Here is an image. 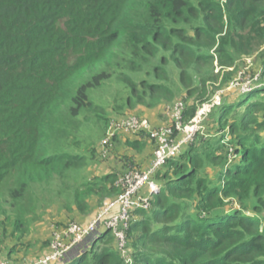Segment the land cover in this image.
<instances>
[{"label": "trees", "instance_id": "trees-1", "mask_svg": "<svg viewBox=\"0 0 264 264\" xmlns=\"http://www.w3.org/2000/svg\"><path fill=\"white\" fill-rule=\"evenodd\" d=\"M259 52L264 0H0V211L10 203L23 213L12 236L23 237L38 187L87 168L89 135L108 127L104 94L114 86L131 110L179 96L202 102L216 67ZM196 112L193 103L183 116ZM211 116L210 133L154 176L152 209L134 212L132 264H264V84ZM124 174L75 188L77 209L118 196ZM90 243L60 264H128L111 231Z\"/></svg>", "mask_w": 264, "mask_h": 264}, {"label": "rangeland", "instance_id": "rangeland-1", "mask_svg": "<svg viewBox=\"0 0 264 264\" xmlns=\"http://www.w3.org/2000/svg\"><path fill=\"white\" fill-rule=\"evenodd\" d=\"M262 56L259 52L250 57H243L232 68H227L226 70H221V68L216 67L215 73L219 74V77L217 81L208 83L209 93L202 102L198 100H184L185 96L183 94L181 96L184 97L179 96L169 106L161 104L153 109L137 107L131 110L124 107L120 98L117 96L118 94L115 93L117 89L114 86L112 90L104 94L108 100V106L106 107L107 117L109 118L108 127L103 130L104 124L99 125L93 134L89 135L90 143L93 144L94 148V154L91 151L92 149L86 153L90 161L89 165L82 172L72 174L69 180L64 183H52L51 186L37 188L35 197L32 196V207L28 209L29 212L25 218L27 220V227L23 230L24 235L20 239L18 238L20 234H16L13 237L12 232L14 230L13 224L15 220L21 218L23 213H21L19 208H12L10 203H5L2 206L3 208L0 211L1 255L11 263L30 262L43 256L49 251V242L51 243L54 238L55 231L64 230L72 222L87 223L106 202L105 200L100 205L99 198L95 197L89 202L90 211L88 213H82L77 209L73 201L75 188L82 186L88 180L102 177L108 173L115 172L121 175L134 168L143 169L147 162L151 163L157 149V144L148 135L149 132L143 135L140 132L132 134L116 129V141L113 142L110 152L105 153L103 142L107 138L108 132L115 129L113 125L116 122L123 118L136 116L147 119L152 128L160 129L173 124V109L175 104L182 103L185 108V114L194 103L197 107L196 114L199 113L201 117L203 114H207L206 119L198 123L199 126L202 125L200 133L198 134L202 136L210 133V129L213 128L211 114L215 106L219 105L223 100L234 101L242 94L264 84V82H261L262 67L264 64V58ZM216 65L217 63H215ZM231 72L234 75L229 82L224 84L225 78ZM204 110H206V113H203ZM195 115L191 119L190 117L185 119V116H183L185 127H189L193 123L192 120L195 118ZM129 141L139 142V148L135 149L127 145ZM230 152V156L234 158L233 152ZM156 197H152L153 202H156ZM231 206L240 208L236 203L231 204ZM249 214L254 216L252 213ZM21 242L23 244H20ZM91 246L92 244L90 242H86L81 246V249H89ZM10 250L14 251L11 255L8 254ZM71 253L69 254V259L66 261L73 258Z\"/></svg>", "mask_w": 264, "mask_h": 264}, {"label": "built area", "instance_id": "built-area-1", "mask_svg": "<svg viewBox=\"0 0 264 264\" xmlns=\"http://www.w3.org/2000/svg\"><path fill=\"white\" fill-rule=\"evenodd\" d=\"M184 105L177 103L174 106V122L172 125L160 129L152 128L147 119L136 116L123 118L116 122L114 130L108 132V136L103 142L105 153L112 147V140L115 137L116 129L127 133L149 132L157 144L154 159L151 164L144 169L134 168L125 172L119 179L118 187L120 193L112 199H107L104 206L85 224L72 222L61 231L54 232L49 247V251L36 260L25 263H11L0 253V264H59L74 251H81V246L86 242L96 239L103 231H111L114 235L118 249L128 264L132 260L128 256L126 232L130 222L134 219V212L137 210L149 211L153 207L152 197L160 192V185L153 178L156 173L173 158H177L184 148L193 142L196 135L200 133L202 125H198L206 119V115L201 117L199 113L192 120L189 127H185L183 122ZM203 113H206L204 110ZM144 188L148 189V194H142Z\"/></svg>", "mask_w": 264, "mask_h": 264}, {"label": "crops", "instance_id": "crops-1", "mask_svg": "<svg viewBox=\"0 0 264 264\" xmlns=\"http://www.w3.org/2000/svg\"><path fill=\"white\" fill-rule=\"evenodd\" d=\"M155 127V126H154ZM153 159H154V157H153ZM152 162V161H151ZM151 163L150 162H147V164L146 165H144V168H146L147 166H149ZM143 168V169H144ZM142 194H148V189L147 188H144L143 190H142ZM89 222V221H88ZM81 249V248H80ZM77 254H78V251H74V252H72L71 253V255L73 256V258L75 257V256H77ZM69 257H70V255L69 256H67V258H64L63 259V261H62V263H65V261L67 260V259H69ZM71 259V258H70ZM60 264V263H59Z\"/></svg>", "mask_w": 264, "mask_h": 264}]
</instances>
